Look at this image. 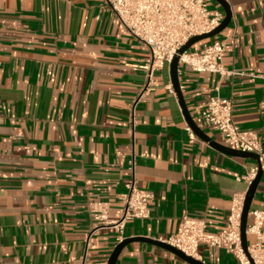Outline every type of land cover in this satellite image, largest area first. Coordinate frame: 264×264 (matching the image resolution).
<instances>
[{
    "label": "crops",
    "instance_id": "0c3cea01",
    "mask_svg": "<svg viewBox=\"0 0 264 264\" xmlns=\"http://www.w3.org/2000/svg\"><path fill=\"white\" fill-rule=\"evenodd\" d=\"M224 1L230 22L205 42L227 38L223 67L240 74L178 65L180 93L193 121L209 96L231 99L233 122L264 144V0ZM208 8L223 11L214 0ZM147 55L102 0H0V264H78L84 254L107 262L118 244L107 223L121 216L132 150L137 186L152 197L149 216L127 220L123 239H164L182 215L204 219L209 233L223 229L256 163L195 134L189 141L168 66L134 108L132 142L129 105L145 84ZM200 129L224 145L215 128ZM93 202L104 221L89 212ZM253 210L264 211V175L247 225ZM197 254L204 264H239L206 244ZM115 264L189 263L133 241Z\"/></svg>",
    "mask_w": 264,
    "mask_h": 264
},
{
    "label": "built area",
    "instance_id": "2783aa9c",
    "mask_svg": "<svg viewBox=\"0 0 264 264\" xmlns=\"http://www.w3.org/2000/svg\"><path fill=\"white\" fill-rule=\"evenodd\" d=\"M124 26L129 35L138 40L147 49L148 55L139 66L144 70L145 84L131 101L129 130L134 136V108L139 101L146 100L153 90L154 73L168 66L174 56L178 65H186L195 72L217 74L220 78L233 76L234 70H226L222 64V55L227 38L202 42L197 49L189 48L181 54L178 50L194 36L214 30L224 17L223 11H211V0H102ZM200 128H215L223 144L231 149L251 152L258 155L259 168L264 175V144L255 132L241 130L232 120V101L218 95L209 96L203 109L194 119ZM189 141L196 139L192 130L186 126ZM257 164L249 169L244 180L250 184L256 175ZM128 178L124 191L118 195L122 205L119 219L110 221L108 226L116 233V242L123 240L124 223L130 219H145L149 216L148 203L151 194L141 191L137 186L136 159L132 150L127 162ZM244 196H236L231 202L228 217L223 229L209 233L204 219L182 215L174 234L160 242L168 244L186 256L197 258L200 244L223 249L233 254L239 264H251L240 247V214ZM88 210L96 220H105V211L100 203H90ZM253 220L246 227V235H252L254 241L247 244V251L253 264H264V211H250ZM88 238L86 245L88 244ZM78 264H106L90 262L85 254Z\"/></svg>",
    "mask_w": 264,
    "mask_h": 264
},
{
    "label": "water",
    "instance_id": "95a60500",
    "mask_svg": "<svg viewBox=\"0 0 264 264\" xmlns=\"http://www.w3.org/2000/svg\"><path fill=\"white\" fill-rule=\"evenodd\" d=\"M216 1L223 10L224 17L221 21V23L211 32L194 36L191 37L179 50L178 54L183 53L184 51L188 50L191 48L194 44L210 39L216 35H218L230 22L231 18V13L230 9L227 5V3L224 0H214ZM168 71L170 75V80H171V85L173 88V91L176 94L177 100H178V105L181 109L182 115L184 117V120L187 124V126L192 130V132L201 140L208 142L210 146H212L214 149H217L229 156L236 157V158H242V159H252L258 166L257 172L253 180L250 182V184L247 187V190L244 194L243 197V202H242V208H241V214H240V247L245 254V256L249 259L250 263L253 264L252 259L250 258L248 251H247V235H246V227H247V219H248V213L250 209V202L254 196V193L256 191V188L258 187V184L261 180L262 177V172L259 168V162H258V155L255 153L251 152H243V151H238L231 149L227 146H224L220 143H217L210 139L205 133L199 128L198 125L195 124V122L192 120L190 115L188 114V111L186 109L185 103L183 101L182 95L180 93L179 89V84H178V79H177V71H178V57L174 56L171 60V62L168 65ZM133 241H141V242H147L150 244L157 245L158 247H161L176 256L180 257L184 261H186L189 264H204L203 262L192 258L190 256H186L183 254L181 251L178 249L165 244L163 242L157 241V240H152L149 238H143V237H134V238H125L121 242H119L112 250L110 253V256L108 257V260L106 264H115L117 257L121 250L126 246L128 243L133 242Z\"/></svg>",
    "mask_w": 264,
    "mask_h": 264
},
{
    "label": "rangeland",
    "instance_id": "374dc122",
    "mask_svg": "<svg viewBox=\"0 0 264 264\" xmlns=\"http://www.w3.org/2000/svg\"><path fill=\"white\" fill-rule=\"evenodd\" d=\"M247 241L248 243H251L254 241V238H252L251 236L247 235Z\"/></svg>",
    "mask_w": 264,
    "mask_h": 264
}]
</instances>
